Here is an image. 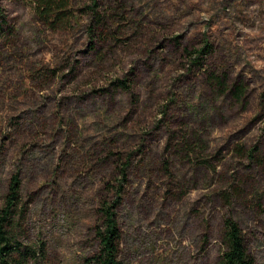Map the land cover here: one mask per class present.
Returning a JSON list of instances; mask_svg holds the SVG:
<instances>
[{"label": "rangeland", "instance_id": "1", "mask_svg": "<svg viewBox=\"0 0 264 264\" xmlns=\"http://www.w3.org/2000/svg\"><path fill=\"white\" fill-rule=\"evenodd\" d=\"M70 1L50 31L0 0V210L19 172L21 241L87 264L128 161L122 264H219L228 216L264 264V0Z\"/></svg>", "mask_w": 264, "mask_h": 264}, {"label": "trees", "instance_id": "2", "mask_svg": "<svg viewBox=\"0 0 264 264\" xmlns=\"http://www.w3.org/2000/svg\"><path fill=\"white\" fill-rule=\"evenodd\" d=\"M36 16L42 25L50 31H56L61 26H73L75 15L70 0H33ZM96 7V5H95ZM95 18L89 31L100 39H106V25L102 16L96 10L90 9ZM5 21L0 18V39H6L4 30ZM100 38V39H99ZM105 42V40H102ZM92 50L95 45L92 44ZM188 54V53H187ZM211 46L206 44L197 52L191 63L198 67L205 61L204 56H211ZM213 83L223 87L224 79L212 77ZM119 89L131 92V86L124 81H118ZM239 91V88L236 87ZM130 160V159H129ZM130 163L127 161L119 172L117 186L114 187V198L112 201H104L99 205L100 223L96 226L97 251L86 260L87 264H122L121 247L122 231L120 228L119 210L124 204L126 186L129 177ZM22 179L19 172L14 173L9 180L4 195L3 207L0 210V264H41L47 259L44 244L40 247L26 245L21 241L23 221L26 205L22 199ZM224 251L219 264H255V260L249 253L243 230L238 222L228 216L224 220Z\"/></svg>", "mask_w": 264, "mask_h": 264}]
</instances>
